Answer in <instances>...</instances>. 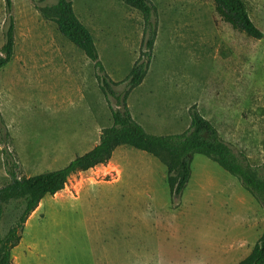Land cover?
Segmentation results:
<instances>
[{"label":"rangeland","instance_id":"1","mask_svg":"<svg viewBox=\"0 0 264 264\" xmlns=\"http://www.w3.org/2000/svg\"><path fill=\"white\" fill-rule=\"evenodd\" d=\"M72 1L105 74L118 94L128 92L131 114L147 132L184 133L196 107L264 173V38L234 29L214 0H150L156 38L144 79L129 88L134 66L147 59L143 13L123 0ZM244 1L264 32V0ZM56 2L11 0L9 10L0 0V56L10 17L15 23L14 58L0 70V188L11 182L7 160L20 177L58 170L113 125L117 100L102 89L103 72L41 13ZM64 189L27 219L15 252L21 264H123L143 253L137 241L128 243L129 225L133 239H146L148 264H239L264 234L262 202L202 154L178 197L167 166L127 145L107 164L73 174ZM19 206L8 205L2 236L16 225Z\"/></svg>","mask_w":264,"mask_h":264},{"label":"trees","instance_id":"2","mask_svg":"<svg viewBox=\"0 0 264 264\" xmlns=\"http://www.w3.org/2000/svg\"><path fill=\"white\" fill-rule=\"evenodd\" d=\"M127 5L141 11L151 31L147 41L146 60L134 66L128 77L129 88L141 84L151 58L156 28L157 9L150 0H123ZM9 10L11 0H7ZM218 15L234 29L246 33L255 39H263L261 31L250 17L244 0H214ZM48 20L55 22L59 31L69 41L80 48L92 60L103 74L101 87L107 97L117 100V107L112 108L113 125L102 131L100 142L90 151L76 156L67 166L37 174L20 177L7 160L11 182L0 188V223L6 215L8 205L17 200L22 213L5 236L0 233V264H15L12 250L20 243L22 231L30 215L38 208L43 198L55 195L65 188L69 178L78 172L88 171L100 164H107L116 149L122 145L134 147L158 157L168 169V184L173 196H181L192 175V162L196 154H202L217 162L223 169L237 177L243 186L255 195L264 205V173L252 167L243 154L223 140L216 127L194 107L191 111L192 123L182 134L158 136L147 132L132 116L127 103L128 92L118 94L114 82L105 74L104 66L99 60V53L91 31L78 18L72 0H57L56 4L41 9ZM15 23L10 17V26L3 46L4 55L0 56V70L14 58ZM3 122L2 120H0ZM1 228V227H0ZM239 264H264V234L252 253Z\"/></svg>","mask_w":264,"mask_h":264},{"label":"crops","instance_id":"3","mask_svg":"<svg viewBox=\"0 0 264 264\" xmlns=\"http://www.w3.org/2000/svg\"><path fill=\"white\" fill-rule=\"evenodd\" d=\"M65 189H63V190H61L59 193H61V192H63ZM81 196L82 195H80L77 199H80L81 198ZM67 197V196H66ZM66 197H63V198H66ZM67 198H72V197H70V196H68ZM72 199H74V198H72ZM77 199H75V200H77ZM44 204H45V202H44V200H42L41 201V203H40V205H39V207L31 214V216L29 217V219H28V222H27V225L29 224V222L31 221V220H33L39 213H40V211L45 207L44 206ZM130 225H129V233H130ZM128 233V234H129ZM128 234H125V236L127 237V239H128V243H130V242H132V240L133 241H137L140 245H139V248H140V252H141V250L143 251V253L141 252V254H140V256H138V258H135V259H133V256H132V258H131V256L129 255L128 256V261L127 262H124L123 264H148V253H147V250H146V247H145V242H146V239H142L141 238V236H140V238L139 239H133L132 238V234L130 235H128ZM114 239V241L116 240L115 238H113ZM21 240H22V237H21ZM142 242H144V244L142 243ZM20 243H21V241H20ZM19 243V244H20ZM19 244L12 250V258H13V261H14V263L15 264H21L20 262H19V257L16 255V249L18 248V246H19ZM130 252L132 253V248L130 249Z\"/></svg>","mask_w":264,"mask_h":264}]
</instances>
